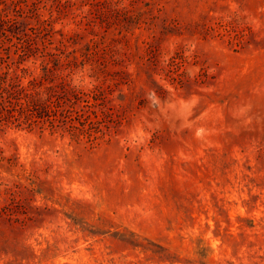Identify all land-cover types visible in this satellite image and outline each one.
Instances as JSON below:
<instances>
[{
	"label": "rangeland",
	"instance_id": "rangeland-1",
	"mask_svg": "<svg viewBox=\"0 0 264 264\" xmlns=\"http://www.w3.org/2000/svg\"><path fill=\"white\" fill-rule=\"evenodd\" d=\"M22 14L0 264H264V0H0Z\"/></svg>",
	"mask_w": 264,
	"mask_h": 264
},
{
	"label": "trees",
	"instance_id": "trees-1",
	"mask_svg": "<svg viewBox=\"0 0 264 264\" xmlns=\"http://www.w3.org/2000/svg\"><path fill=\"white\" fill-rule=\"evenodd\" d=\"M16 5V4H15ZM13 25H10V20L6 16H0V36L4 35L8 39H12L14 35H19L21 39V48L23 51L28 54L30 52H33L37 48V36L36 34L30 33V20L27 15H20L18 19H16ZM17 67L14 68L13 74H8L5 72V74L1 75L2 77L1 84L5 92L8 93L7 102H9L12 105H21V100L24 98H27L28 101L32 100V103H35V95L36 92H34L33 86L35 87L37 83L31 79L29 81V84L25 85L22 83V75L20 71H27V68L21 67V63L16 61ZM1 74V73H0ZM6 75V76H5ZM8 76V78H7ZM56 90H58L56 87H54ZM61 88L66 90V85H61ZM50 90H53V87H49ZM5 106V101L0 99V107ZM38 106L37 104L34 105L36 108ZM40 108V107H39ZM48 106H44L42 110L44 112H48L47 110ZM32 110V109H31ZM30 111V109H29ZM11 114V117H14L16 114L15 112L9 111ZM23 112V111H22ZM24 114V113H23Z\"/></svg>",
	"mask_w": 264,
	"mask_h": 264
}]
</instances>
